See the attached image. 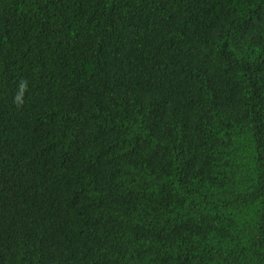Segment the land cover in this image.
<instances>
[{
    "label": "trees",
    "instance_id": "16d2710c",
    "mask_svg": "<svg viewBox=\"0 0 264 264\" xmlns=\"http://www.w3.org/2000/svg\"><path fill=\"white\" fill-rule=\"evenodd\" d=\"M0 264H264V0H0Z\"/></svg>",
    "mask_w": 264,
    "mask_h": 264
}]
</instances>
